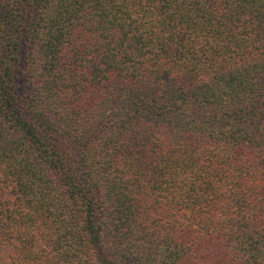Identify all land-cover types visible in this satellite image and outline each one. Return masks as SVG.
<instances>
[{
  "label": "trees",
  "instance_id": "1",
  "mask_svg": "<svg viewBox=\"0 0 264 264\" xmlns=\"http://www.w3.org/2000/svg\"><path fill=\"white\" fill-rule=\"evenodd\" d=\"M0 264H264V0H0Z\"/></svg>",
  "mask_w": 264,
  "mask_h": 264
}]
</instances>
